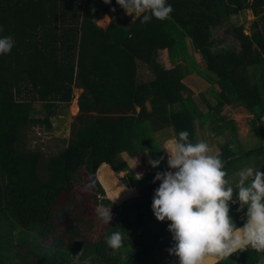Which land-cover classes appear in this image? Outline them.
<instances>
[{
	"label": "trees",
	"instance_id": "obj_1",
	"mask_svg": "<svg viewBox=\"0 0 264 264\" xmlns=\"http://www.w3.org/2000/svg\"><path fill=\"white\" fill-rule=\"evenodd\" d=\"M166 3L172 6L168 18L142 24L139 16L124 15L115 0H0V35L10 34L15 41L9 53L0 55V264H83L85 259L90 264H177L168 253L170 221H157L150 210V190L159 184L152 177L167 167L165 159L143 178L128 174L124 179L137 196L117 205L102 189L93 195L95 205L111 204L113 211L97 238L71 227L55 233L49 225L59 217L57 201L76 180L83 157L91 166L106 164L120 172L128 170L123 154L134 158L146 151L151 159L164 157L162 142L182 129L193 143L197 128L207 122L214 131L220 123L221 133L228 129L236 137V123L221 113L225 107L243 108L249 131L259 136L254 149L224 145L217 155L226 177L246 158L252 164L244 165L264 173V0ZM245 11L255 17L249 34L230 22ZM104 15L111 18L106 28L97 24ZM225 24L233 46L224 47L215 35ZM187 42L201 58V72ZM162 50L172 68L157 62ZM140 66L149 75L143 81ZM194 72L219 89L209 88V97L202 96L207 113L183 83ZM74 89L80 93L68 135L34 145L39 133L54 129ZM236 208L230 204L233 219L244 213ZM116 227L124 242L113 250L104 238ZM260 255L246 249L216 264H256Z\"/></svg>",
	"mask_w": 264,
	"mask_h": 264
},
{
	"label": "clouds",
	"instance_id": "obj_2",
	"mask_svg": "<svg viewBox=\"0 0 264 264\" xmlns=\"http://www.w3.org/2000/svg\"><path fill=\"white\" fill-rule=\"evenodd\" d=\"M102 2L109 4L110 0ZM115 4L126 14L138 15L142 24L153 17L166 19L172 11L166 0H115ZM14 43L10 34L0 35V55L9 53ZM164 149L166 159L161 156L148 160L156 167L165 159L167 166L152 177L159 184L153 190L150 210L157 221H170L166 227L173 243L168 252L177 257V264H209L246 249L264 253V173L259 168L243 167L233 196L234 187L226 179L223 160L209 154L205 141L191 142L188 131L182 129ZM140 175L137 173L136 178ZM230 204L237 205V212L244 209V220L239 226L229 214ZM110 206L97 203L94 209L106 225L112 219ZM112 229L104 239L108 247L116 250L123 245V234L120 228ZM83 264L90 262L85 259ZM256 264H264V255Z\"/></svg>",
	"mask_w": 264,
	"mask_h": 264
},
{
	"label": "rangeland",
	"instance_id": "obj_3",
	"mask_svg": "<svg viewBox=\"0 0 264 264\" xmlns=\"http://www.w3.org/2000/svg\"><path fill=\"white\" fill-rule=\"evenodd\" d=\"M122 13L132 19L138 16L132 13L126 14L124 10H122ZM254 20L255 17L252 15V13L250 11H245L244 13L232 16L230 22L234 25H243L244 32L249 34L251 23ZM110 21L111 18L108 15H104L100 20L97 21V24L102 28H106L110 24ZM228 25L229 24H227V26ZM225 30L226 24L216 28L215 35H217V37L223 41L224 47L233 46V44H235L234 39L229 33L227 34ZM186 46L188 54L193 57L194 63L196 64L197 72H201L204 68V65L201 62L199 54L193 51L189 42L186 43ZM157 62L167 69L172 68L173 66L167 50L158 52ZM148 78L149 75L146 71V67L140 66L138 70V79L143 81ZM183 83L191 91V98H193L198 106L203 109L204 113H207V107H204L202 104V96L204 99L209 97V88H213V90L218 91L219 89L217 85L210 86L205 77L196 72L189 74L183 80ZM79 93V89L73 90V100L69 107L65 109V113L60 118L54 120V129H52L49 133H39L41 138L39 141L34 140V145H36L37 142L45 143L50 141L52 138L65 137L68 135L70 122L72 121L73 116L77 113L76 101ZM212 100L213 99H211V101ZM36 105V108L39 109L40 106L38 104ZM221 113L226 114L228 119H231L236 123V137L228 129L221 133L219 122V129L217 128L215 131L212 130L213 124L210 122H207V124H205L203 127L197 128V142L201 140L205 141L209 145V154L217 155L223 153V147L226 144H228L233 150L241 149L243 151L247 149H254L253 147L258 146L254 138L251 135L248 136V117L243 108L237 107L230 109L229 107H225L224 111ZM255 133H257V131ZM170 139L171 138L167 136V140L163 141L161 145L165 159L167 154L164 148L168 147V141ZM122 156L128 164V170L120 172L112 171L111 168L106 164L91 166L89 160L86 157H83L79 163L76 180L70 182L68 187L63 190L59 196L57 205L55 207V213H57L59 217L53 219L49 225V228L52 232H60L66 227H71L73 231L84 233L88 238H97V235L102 233V229L105 224H103L95 214L94 209L96 205L93 202V195L97 194L98 191L102 189L104 191V197L112 201L113 198L119 193L118 196L112 201L117 205L138 195V191L134 188H130L124 182V179L128 177V174H132L134 177H136V174L139 173L141 174L140 178H143L147 173L152 172L154 167L148 163V160L151 159V157L146 151L138 153V155L134 158H129L125 154ZM248 161L249 158L243 160V162L240 163V168L237 169V171H234L230 176H227L228 179L226 177V179L229 181V184L234 187L233 196L236 193L235 187H238V173L243 167L246 166L243 163H247ZM251 164V161H249V165ZM122 185H124V188L121 190ZM150 192L153 193V189H151ZM100 198H102V196ZM61 208L66 209L65 213L61 211ZM110 211L113 214V211ZM77 217H80L81 220H77ZM241 219H244V213H242L240 216H236L233 220L237 224V221H242Z\"/></svg>",
	"mask_w": 264,
	"mask_h": 264
},
{
	"label": "crops",
	"instance_id": "obj_4",
	"mask_svg": "<svg viewBox=\"0 0 264 264\" xmlns=\"http://www.w3.org/2000/svg\"><path fill=\"white\" fill-rule=\"evenodd\" d=\"M241 108V107H240ZM262 127H263V129H264V118L262 119ZM248 131H249V126H248ZM252 136L253 138H254V140L256 141V142H258V140H259V136H258V133H251L250 131L248 132V136Z\"/></svg>",
	"mask_w": 264,
	"mask_h": 264
},
{
	"label": "water",
	"instance_id": "obj_5",
	"mask_svg": "<svg viewBox=\"0 0 264 264\" xmlns=\"http://www.w3.org/2000/svg\"><path fill=\"white\" fill-rule=\"evenodd\" d=\"M231 254H229V256H230ZM222 260V259H221ZM221 260H219V261H221ZM219 261H209V264H216V263H218Z\"/></svg>",
	"mask_w": 264,
	"mask_h": 264
}]
</instances>
